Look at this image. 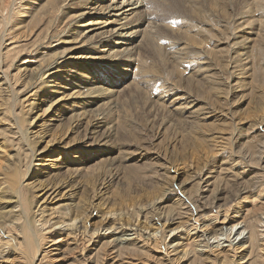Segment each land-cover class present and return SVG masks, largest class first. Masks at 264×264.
Masks as SVG:
<instances>
[{"label":"bare ground","instance_id":"obj_1","mask_svg":"<svg viewBox=\"0 0 264 264\" xmlns=\"http://www.w3.org/2000/svg\"><path fill=\"white\" fill-rule=\"evenodd\" d=\"M168 2L0 0V264L57 257L65 264H203L205 254L219 264L228 253L235 264H264L262 180L250 205L237 200L231 212L209 205L196 212L180 198L179 215L188 218L163 230L176 231L167 242L161 228L136 224V204H121L129 221L99 212L130 190L141 195L143 186L177 180L168 151L177 142L186 152L200 138L219 153L238 123L260 127L264 138V0ZM68 18L62 44L44 48L39 40L53 39ZM144 110L151 117L145 128L165 113L152 129L154 145L136 132L140 118L132 117ZM178 125L187 139L175 133ZM165 134L172 142L162 149ZM248 152L263 155L264 139ZM253 176L234 185H254ZM94 217L100 225L87 223Z\"/></svg>","mask_w":264,"mask_h":264},{"label":"rangeland","instance_id":"obj_2","mask_svg":"<svg viewBox=\"0 0 264 264\" xmlns=\"http://www.w3.org/2000/svg\"><path fill=\"white\" fill-rule=\"evenodd\" d=\"M171 2H172V0H170V2H168V4H171ZM68 20L70 21L69 18L66 19L65 21H63V24L60 25V28H58V30H56L53 33V36H54L53 39L50 38V39H48L47 42L46 41H43V40H39L40 43L41 42L43 43L42 46L44 48H49L47 46L49 45V42L50 41H51V43L54 44L56 40L57 41H60V39L62 40V38L65 35L64 36H61V34H62L61 31L64 28V26L67 27V25L69 23ZM38 24H41V22H39ZM45 31H46V29L44 27H42L41 29H39V33L41 32L39 34V36L40 35H43L45 33ZM58 32H59L60 35L58 34ZM58 36H61V37L58 38ZM60 44H62V41H60L59 45ZM49 46H51V45H49ZM50 48H52V49H48L47 52H50V51L54 50L55 46L50 47ZM122 98H123V96L121 97V99ZM122 101L124 102V106H125L126 105V103H125L126 101L124 100V98L122 99ZM132 108L133 107H130L129 106L126 109V106H125V109L127 111L134 112V110H132ZM146 113H147V110H144V113L143 112H139L140 115L138 114V112H136L135 113L136 117H135V115H133L132 118H133V120L134 119L137 120L138 118H140L136 122L138 123V121H139V124L141 126L143 124L146 125L145 123H147V121L149 120V118H151ZM157 113H159V114L157 115ZM157 113L155 114V119L152 118V120L156 121V122H153L154 125H155L154 127L152 126V124L150 125V122H148V125L146 126V128H148V129H146L145 126H142V129H140L141 131L136 130L137 133L138 132H141V133H139L141 136L142 135L148 136V138L145 136L146 138H145L144 141H146L148 143L150 142V145L153 144V143H155V142H157V140L155 138L156 136L154 134L155 132L153 133V131H155L154 128H157L156 127L157 126L156 124L159 122V120L165 116V113L164 112H162L163 114H161V111L160 112H157ZM249 114L250 113H247L246 115H249ZM257 114H259V113H257ZM27 115L30 116L31 114H27ZM159 116H160V118H159ZM27 117H26V114H25L24 117H23V120H26ZM145 118H146L147 121L145 120ZM156 118H158V119H156ZM248 119H251V118L248 117ZM27 120H28V118H27ZM142 120H145L146 122L145 121H142ZM172 124H176V123L173 122ZM179 125H178V127H179L178 129L176 127L177 131L175 130V127L172 126L173 130L176 131V132L175 131L174 132L177 133V135L183 134V132H185V135L187 133L189 134V132L186 131L184 127H181ZM175 126H177V124ZM237 126H238L237 127L238 129L237 130L235 129L236 130L235 133H237V134L234 135L237 138L234 137L235 140L232 139V141L229 139L228 140V144L225 146L226 149L224 148V150L223 151H220L219 153H217L218 151L216 150L215 147L213 148V145L214 144H210L209 145V142L207 140H201L200 138L199 139L198 138H196V139L194 138V139L189 140V142H191L190 143L191 145L188 144V142L186 143L185 150H186L187 146L190 145L189 148H187L188 150H186L187 153L185 151H183V148L184 147L182 146L183 147L182 148L180 146L182 144H180L179 142L176 143L177 145L175 144V146L177 147V149H175L176 147H172V148L168 147V151H171L172 152L171 153V159H173V161H174L173 162L171 160L172 163H170L171 171L172 170H175V172L178 173L179 178L177 180H174V182H172V184L169 183V186H166V187H161V186H158L157 187L156 185L155 186L154 185H150V186H143L142 187L140 185H137V186H139V188L142 187L143 192H141V195H136L137 193H134V192H132V190H130L128 193L122 194V196H120V195H118V194H120L119 193L120 188H116L117 186H113L112 187L113 188V191H115L116 189H118V191H117L118 194L116 193L118 195V201H116V203L117 202H120V203H117V204L116 203L108 204L107 207H104L102 209H99L100 210L99 212L100 213H104L107 216H110L111 217V220L110 221H114V222H116V221H118V222L119 221H125V220L126 221H129L128 219H125L124 215H122V212L123 211L121 209V204H123V205H131V204H134L135 205L136 204L137 207H138V208H136V210H138L136 212L138 214V218L137 219L135 218L136 219V221H135L136 224H138L139 226H143V227H146V226H148V227L149 226H152L153 227L154 226V228H159V229L161 228L160 231L158 232L159 233L158 235H160V234H166V235H164V237L166 236L165 242H167L169 240V238L172 236V234L173 233L174 234L176 233V231H173V232L172 231H168V232L162 233L163 230L164 229H167L168 227H174V226H176V222L179 221L180 219L182 221H184V220L186 221L187 218H188L187 215H186L187 213L186 214H180L179 215L180 212H183V209H180V203H179L180 202V200H179L180 198H183V199L186 198L185 200H189L190 201V205L193 206V208L195 209L196 212H197V209H199V208L200 209H204V207L206 205L207 206L209 205V206H211V208H214V209H216L218 207L221 210L222 209L225 210V209L228 208L229 209L228 212H231V208H229V206L230 205L233 206V204H235L237 200H242L245 205H250V201H252L251 200L252 199V196L254 197L255 190H257V188H259V186H262L260 180H262V182L264 181L263 180L264 178H262L260 176L261 173L264 171V153L262 155L261 153H258L257 152L258 153V155H257L258 157H255V156L253 157V156H250V154H248V153H250L248 151H250V149L253 150V151L254 150L255 151H258L260 139L262 138V140H263L264 138H263V135L261 134L260 127H259V129L254 128V129H250L248 131V130H244V126L242 124H239L238 123ZM226 127H228V129H229V128H232L233 125L229 124ZM261 127L264 128V126H261ZM172 128L168 129L169 130L168 133L166 132V134H170V135H168L169 136L168 138H170L169 140H172L171 139L172 138L171 137L172 134H171V131H170ZM149 129H151V130H149ZM152 129H153V131H152ZM173 130H172V132H173ZM181 130H183V132ZM255 133L257 134V137H256V134ZM166 134H165V136H166ZM188 134L186 136L184 135L186 139H187ZM152 135H154V136H152ZM144 136H142V137H144ZM153 138H155V139H153ZM163 138H165V137L163 136ZM168 138L166 136V139L165 140L160 139L161 141H163V144L159 140L158 143L160 145L158 144V146L163 149L164 146L166 147L167 145H170V143L172 141L167 140ZM181 138H183V135H182ZM150 139H152V140L149 141ZM183 140H185V139H183ZM164 141L165 142L167 141L166 143H168V144L166 145V143ZM247 141H248V146H246L247 145L246 144ZM42 142L44 143V138H41L38 141L39 144L38 143H33V147H34L33 149L38 148L41 144H43ZM207 143H208V145H207ZM34 144H36V145H34ZM192 144H193V146H192ZM242 145H243V147H242ZM250 145H251V147H250ZM35 146H36V148H35ZM253 146H255V148ZM155 148H157V147H155ZM174 150L177 152V154H176V152H174L175 154L173 153ZM213 150H215V151H213ZM181 151L183 152V154H182ZM240 151H241V153H239ZM210 152L211 153L212 152H215V153H213L211 155ZM223 152H225V153L223 154ZM233 152H234V154H233ZM239 157L241 158V160H240ZM231 158H232V161H231ZM242 158L244 159V161H243ZM235 161L237 162V164H236ZM232 162L235 163L236 165H234V164L232 165ZM190 163H192V165ZM193 164H194V166H193ZM189 165H191V167H188ZM228 165H230L231 168ZM205 166H206V168H205ZM145 167L147 168V170L145 169V171H148V170H151L150 168H152L153 166L152 167L149 166L150 168L148 166H144V168ZM202 167H203V169L204 168L205 169L201 173H198L199 168H202ZM227 167H229V169H227ZM132 168H136V169H139L140 168V170L142 168L143 171H144V168L143 167H140V166H139V168H137L135 166L132 167ZM172 168H174V169H172ZM260 169L261 170L263 169L262 172H261ZM132 170L134 171L135 169H132ZM140 170H137L136 171L137 172V176L139 175L138 172H143V171H140ZM152 170H153V168H152ZM195 171L197 173H195ZM251 176H253L252 178L255 179L254 180L255 181L254 182V185L252 184L253 186L249 184L250 187H247L249 185L248 184H245L246 185L245 189H243V188L241 189V188L238 187L240 189L239 190L234 185V182L236 180L240 181V180H243V178H245L244 180H246L247 178H249ZM192 177H194V178H192ZM189 178H191L192 180L191 179L189 180ZM206 179L208 181H207V183H204V180H206ZM178 184H179V187H178ZM167 187H168V190L170 192L168 190L166 191V188ZM174 187H176V190L174 189ZM200 188H201V191H200ZM237 189L239 191H237ZM181 194L183 196H181ZM242 194H244V195H242ZM136 197H138V198H136ZM201 197H202V199H201ZM236 197H237V199H236ZM202 206H204V207H202ZM106 212H108V213H106ZM175 212L178 213V214H176ZM182 215H186V217H184ZM144 217H146V219H144ZM178 217H180V218H178ZM168 220L170 221L169 222L170 224H167L168 223ZM89 222L93 226L94 225L96 226L98 223H100V218L94 217L91 220L88 219V222L87 223H89ZM74 224H77V226H78L79 225V220H77L76 223H74ZM98 225H100V224H98ZM236 227H238V226H236ZM263 229H264V227L261 230H263ZM56 230H59V229H56ZM69 231H67V232H69ZM212 240L213 239H211V241ZM160 242H161V240H160ZM160 242H159L158 245L161 248V245L162 244ZM162 247H163V245H162ZM79 253L81 254V252L79 251V252L75 253L74 256L77 257ZM150 253L155 258L154 252H150ZM112 256H113L112 254H108L107 256H105L104 261H106V259H107L108 260L107 262H109ZM207 257H209V256H207V254H205L204 255V258L202 259V263L203 264H207L208 263V258ZM227 257H228L227 259L222 258V257H219L220 260H221V262L219 260V264H235L234 262L236 261V258H233L232 256H230L229 253H228V256ZM50 261H51V264H58V263L65 264L63 262H66V259H63L61 257H57L55 259L50 258Z\"/></svg>","mask_w":264,"mask_h":264}]
</instances>
